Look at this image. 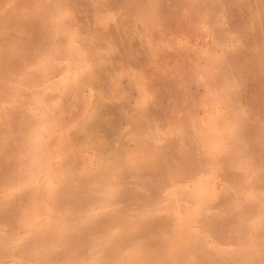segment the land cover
I'll use <instances>...</instances> for the list:
<instances>
[{"label":"rangeland","instance_id":"rangeland-1","mask_svg":"<svg viewBox=\"0 0 264 264\" xmlns=\"http://www.w3.org/2000/svg\"><path fill=\"white\" fill-rule=\"evenodd\" d=\"M0 264H264V0H0Z\"/></svg>","mask_w":264,"mask_h":264}]
</instances>
